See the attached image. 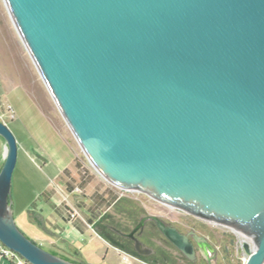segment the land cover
Listing matches in <instances>:
<instances>
[{
  "label": "water",
  "instance_id": "water-1",
  "mask_svg": "<svg viewBox=\"0 0 264 264\" xmlns=\"http://www.w3.org/2000/svg\"><path fill=\"white\" fill-rule=\"evenodd\" d=\"M3 1L94 169L246 237L245 264H264V0ZM0 136V243L30 264H78L17 225L19 143L3 121Z\"/></svg>",
  "mask_w": 264,
  "mask_h": 264
},
{
  "label": "rangeland",
  "instance_id": "rangeland-1",
  "mask_svg": "<svg viewBox=\"0 0 264 264\" xmlns=\"http://www.w3.org/2000/svg\"><path fill=\"white\" fill-rule=\"evenodd\" d=\"M0 76L5 90L17 84H20L23 88L28 90L38 106V109L44 113L48 121L52 124L53 130L56 132L57 136L62 138L70 147L75 159L73 161L74 166L69 172V176L71 177L69 183L70 187L68 188L65 186V176H61L57 179L59 188H54L53 192L61 200L63 198V191H71L75 186H78L83 191H75L74 194L80 195L81 199L85 202V207L86 203L89 201L88 198L94 199L95 204H98L96 207L97 215L101 216L103 225H105L107 230L104 233L105 237L111 238L109 230L113 222H125V216L115 212L114 203L119 197H123L126 201L142 203V205L150 211V206L153 204L167 209L166 206L146 194L123 191L110 184L90 164L42 81L29 53L15 29L3 0H0ZM5 110H9V106L7 109L3 107V111ZM2 120L0 115V121ZM13 132L16 133L14 129ZM0 139L4 141L1 136ZM44 144L45 141L40 142L39 145L41 148L36 149L37 151L35 153L42 156L37 155V163L43 166L42 161H44L48 166L56 167L58 164H56V157L52 153V148H50V146L48 148L47 144L45 146ZM29 148L35 151L37 147L31 141H25V143L19 145V163L22 164L29 158H35L32 156L31 151H29ZM6 154L7 144L5 158ZM83 186H85V188L88 186V188L84 189ZM181 213L182 215H186L185 212L181 211ZM105 214L109 216L104 218ZM16 222L19 228L29 238H31V235H29L31 233L39 236L40 243L38 244L48 251H50V246H54L68 252V246H74L75 249H77V254L83 259L84 264H143L133 259L125 252L123 255L126 254L129 259L124 260L123 257L120 256V252L113 246L110 247L98 232L86 233L84 235L77 232L73 233L72 227L62 221L60 225L64 228H69V232H63V230L50 225H48L49 231H47L38 223L27 220L26 218L24 221L19 219ZM210 227L214 232L211 240L219 249V254L216 258H212L209 263L245 264L246 253L242 246V242L247 240V238L222 225L210 223ZM96 231L102 232L103 229L98 226ZM56 235H58V237ZM179 258L183 259L181 257Z\"/></svg>",
  "mask_w": 264,
  "mask_h": 264
},
{
  "label": "crops",
  "instance_id": "crops-1",
  "mask_svg": "<svg viewBox=\"0 0 264 264\" xmlns=\"http://www.w3.org/2000/svg\"><path fill=\"white\" fill-rule=\"evenodd\" d=\"M0 103L2 121L12 131L13 129L16 131L17 134L15 132L14 134L19 145L25 143V141H31L37 147L35 151L29 148V151H31L32 156L35 158H29L22 164L18 160L14 172L11 198L16 221L19 219L24 221L26 218L27 220L38 223L47 231H49L48 225H50L63 230V232H69V228H64L60 225L62 221L72 227L73 233L77 232L84 235L86 233L98 232L110 247L113 246L120 252V256L124 260H128V256L123 255L118 245L105 237L103 231H96L101 221V216L97 215L96 207L98 204H95L94 199L88 198L89 201L85 207V202L81 199L80 195L74 194L78 186H75L71 191L67 190L65 192L62 190L63 198L61 200L54 194L53 189L59 188L57 179L61 176H65V186L70 187L71 177L69 176V172L74 166V154L64 140L57 136L52 124L48 121L44 113L38 109L28 90L20 84L12 85L9 89L5 90L0 76ZM8 106L14 109V116L8 110L3 111V107L7 109ZM44 141V146L47 144L48 148L49 146L52 148V153L56 157V164H58L56 167H50L44 161H42L43 166H40L36 161L37 155L41 156L35 153L37 151L36 149L41 148L39 143ZM5 151L6 142L0 139V169L5 161ZM83 187L84 189L88 188V186L86 188L85 186ZM73 213H75V216L72 215ZM29 235H31L33 241L40 243L39 236L33 233ZM56 236L58 237V235ZM50 247V251L78 260L79 262L81 261L84 264L83 259L77 254V249L72 245L68 246V252L54 246ZM135 260L141 262L138 259ZM0 264L16 263L2 257L0 254Z\"/></svg>",
  "mask_w": 264,
  "mask_h": 264
},
{
  "label": "flooded vegetation",
  "instance_id": "flooded-vegetation-1",
  "mask_svg": "<svg viewBox=\"0 0 264 264\" xmlns=\"http://www.w3.org/2000/svg\"><path fill=\"white\" fill-rule=\"evenodd\" d=\"M161 204L167 209L153 204L150 211L142 203L126 201L119 197L114 203L115 212L123 214L125 222L116 221L110 225V240L123 252L145 264H210L209 261L219 254V249L211 240L214 233L210 227L212 222ZM181 211L186 215H182ZM153 217L189 237L195 248L193 259L165 237ZM102 229L104 233L107 231L106 227ZM129 250L135 251L140 258L129 254Z\"/></svg>",
  "mask_w": 264,
  "mask_h": 264
},
{
  "label": "built area",
  "instance_id": "built-area-1",
  "mask_svg": "<svg viewBox=\"0 0 264 264\" xmlns=\"http://www.w3.org/2000/svg\"><path fill=\"white\" fill-rule=\"evenodd\" d=\"M8 111L10 113H12V116L15 115L14 109L11 106H9V110ZM76 191L82 192L81 188H79V187L76 188ZM72 215L75 216V213H73ZM0 254L2 255V257L9 259V260H11L12 262H14L16 264H30L22 256H20L18 253H16L15 251L11 250L10 248L4 246L3 244H1V246H0Z\"/></svg>",
  "mask_w": 264,
  "mask_h": 264
},
{
  "label": "trees",
  "instance_id": "trees-1",
  "mask_svg": "<svg viewBox=\"0 0 264 264\" xmlns=\"http://www.w3.org/2000/svg\"><path fill=\"white\" fill-rule=\"evenodd\" d=\"M1 170V169H0ZM109 215L108 214H105V216H104V218H107ZM98 226H100L101 228H105V226L103 225V221H102V218H101V221H100V223L98 224ZM112 242V241H111ZM53 253H55V254H57V255H60V256H62V257H64V258H66V259H69V260H71V261H73V262H75V263H78V264H83L81 261L79 262L78 260H73V259H71V258H68V257H66V256H64V255H61V254H59V253H56V252H53ZM129 254H131V255H133V256H135V257H139V255L135 252V251H130L129 250V252H128ZM140 258V257H139Z\"/></svg>",
  "mask_w": 264,
  "mask_h": 264
}]
</instances>
